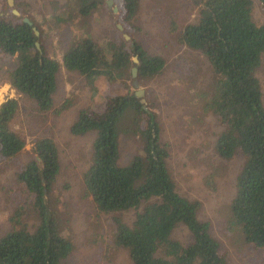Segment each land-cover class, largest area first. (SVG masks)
Segmentation results:
<instances>
[{
    "label": "trees",
    "instance_id": "obj_1",
    "mask_svg": "<svg viewBox=\"0 0 264 264\" xmlns=\"http://www.w3.org/2000/svg\"><path fill=\"white\" fill-rule=\"evenodd\" d=\"M69 1L71 6L55 15L57 22H69L71 8L87 17L104 0ZM139 2L118 0L120 20L133 30ZM257 2L264 12V0ZM252 7L253 0H202L197 22L180 32L178 42L200 51L208 62L210 89L199 97L202 112L214 116L222 128L216 153L225 160L237 154L244 157L228 206L229 228L252 248L264 251V103L255 74L264 54V23L253 21ZM33 28L39 29L12 13L0 16V57L16 62L8 73L9 84L34 105L33 111L59 114L68 107L69 101L54 107L61 68L77 72L91 86L104 78L122 88L104 102L97 100L95 109L79 110L70 127L77 136L96 133L82 188L95 216L113 215L112 248L126 250L132 264H229L227 251L210 234L209 224L198 219L200 202L176 190L167 167L168 145L160 139L155 111L125 87L131 67L137 68V79L152 80L163 71L165 60L120 35L102 43L90 37L79 39L63 52L60 62L43 47L37 48V43L42 46V35H35ZM18 108L12 98L0 104V161L14 159L27 145L10 129ZM128 115L131 124L126 131L140 139L141 151L130 165L119 166L117 123ZM59 171L54 139H34L29 160L16 174L10 227L0 236V264H63L72 253L73 243L61 226L59 202L52 199ZM132 210L134 219L126 224L118 215ZM30 217L32 225L27 223ZM180 225L190 234L186 244L172 237Z\"/></svg>",
    "mask_w": 264,
    "mask_h": 264
},
{
    "label": "rangeland",
    "instance_id": "obj_2",
    "mask_svg": "<svg viewBox=\"0 0 264 264\" xmlns=\"http://www.w3.org/2000/svg\"><path fill=\"white\" fill-rule=\"evenodd\" d=\"M201 3L202 0H140L133 21L136 30L120 20L118 0L113 2L117 14L104 0L87 17L78 16L71 8L69 22L55 19L57 13H63L71 6L69 0H14L13 9L19 12L16 17L36 24L38 35H42L39 48L43 47L48 56L60 62L63 52L79 39L90 37L96 43H102L124 34L139 42L149 54L165 60L160 75L152 80H141L137 79V70L136 77L131 75L125 87L134 94L142 90L143 103L155 111L160 139L168 145L167 167L176 190L187 199L200 202L198 219L209 224L210 234L219 241L221 249L227 251L229 264H264V251L252 248L238 231L229 228L228 206L235 195L236 177L244 157L237 154L225 160L215 151V141L222 128L214 116L202 112L199 97L200 92L210 89L212 75L208 62L200 51L178 42L180 32L197 22ZM9 13L12 8L7 5V0H0V16ZM252 18L256 24L264 23V12L257 0H253ZM15 66L14 59L0 57V104L11 98L17 100L19 108L10 129L24 138L27 145L14 159L0 161V236L10 227L8 216L15 207L13 189L18 188L16 174L30 158L31 143L38 137L49 136L57 145L60 159L52 199L59 202L61 226L74 246L63 264H132L126 250L111 246L110 218L113 215L95 216L90 198L83 195L81 178L89 165L96 133L90 131L77 136L70 132L79 110L95 109L97 100L104 102L122 88L104 78L97 79L91 86L77 72L61 68L56 78L54 107L59 108L65 101H69V105L59 114L52 111L39 114L33 111L34 105L9 84L8 73ZM132 68L134 66L130 73ZM255 74L260 81L264 103V54ZM130 124L129 115L117 123L119 166L130 165L141 151L140 139L126 131ZM135 214L132 210L115 216L131 224ZM27 223L32 225L34 219L30 217ZM172 237L184 244L190 240L188 230L182 225Z\"/></svg>",
    "mask_w": 264,
    "mask_h": 264
},
{
    "label": "water",
    "instance_id": "obj_3",
    "mask_svg": "<svg viewBox=\"0 0 264 264\" xmlns=\"http://www.w3.org/2000/svg\"><path fill=\"white\" fill-rule=\"evenodd\" d=\"M105 2H106L107 6L109 8H112V12L115 13V14H117V12H118L117 6H114L113 5L114 0H105ZM7 5L12 8V14L13 15L19 16V12L16 9H13L14 0H7ZM23 21L26 22V23H28L29 25H31V22L28 19L23 18ZM117 26H118V29L120 31H122V26L120 24H118ZM33 30H34L35 35H38L37 30L35 28H33ZM123 36H124L125 40H129L130 39V37L128 35H126V34H124ZM36 46H37L38 49H40L38 43L36 44ZM133 61L135 63H137L138 62L137 57H134L133 58ZM136 73H137V68H135V67L132 68V71H131L132 77H136ZM133 83H134V85H137V81H134ZM142 94H143L142 90H137L135 92V96L138 97V98H140V102L141 103L144 102V100L141 98L142 97Z\"/></svg>",
    "mask_w": 264,
    "mask_h": 264
}]
</instances>
